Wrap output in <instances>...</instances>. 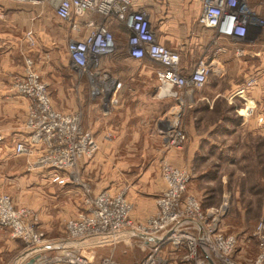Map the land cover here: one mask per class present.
I'll list each match as a JSON object with an SVG mask.
<instances>
[{
	"label": "built area",
	"instance_id": "built-area-1",
	"mask_svg": "<svg viewBox=\"0 0 264 264\" xmlns=\"http://www.w3.org/2000/svg\"><path fill=\"white\" fill-rule=\"evenodd\" d=\"M5 1L52 10L61 21L69 23L74 35L68 44L73 67L89 77L95 96L105 98L111 94L113 105L120 102V84L114 81L108 86V77L101 76L104 71L100 64L120 51L108 22L115 21L127 29L131 58L137 61L149 58L160 66L157 78L161 97L173 98L184 106L192 92L202 89L210 78L212 67L205 59L199 60L193 72L185 73L180 53L158 42L152 15L141 4L142 0H0ZM202 2L201 23L214 30L218 38L231 41L238 57H245L243 46L252 41L249 38L251 26L254 23L264 25V20L249 7L248 0ZM28 39L33 42L31 34ZM254 84L255 80H251L248 87ZM13 90L32 101L26 121V142L17 145L16 153L33 158L29 162L31 171L51 170L54 182L64 184L77 180L81 160L93 157L99 150L93 133L82 126V114H65L54 109L49 86L42 81L30 59L26 61L24 73L15 78ZM165 136L169 148L179 150L187 140L179 120L165 132ZM3 139L0 133V142ZM61 173H65V177ZM164 175L169 189L158 201L159 213L147 224L136 226L133 223L130 218L133 206L125 192L114 197L106 191L96 195L88 191L86 209L68 222L69 240L79 239L86 243L104 235L117 237L133 232L137 239L152 248V253L139 264H168L162 256L167 245L186 250L182 264H238L233 259L236 237L220 231V221L227 205L205 214L193 196L183 201L191 180L189 173L165 164ZM0 229L12 230L15 238L35 250L26 251L22 260L35 258L34 264H93L78 251L65 250L56 256L40 251L49 242L39 232V218L29 209H16L6 195H0ZM259 240L260 253L251 264H264V236L261 233ZM101 264L119 263L108 257Z\"/></svg>",
	"mask_w": 264,
	"mask_h": 264
},
{
	"label": "crops",
	"instance_id": "crops-1",
	"mask_svg": "<svg viewBox=\"0 0 264 264\" xmlns=\"http://www.w3.org/2000/svg\"><path fill=\"white\" fill-rule=\"evenodd\" d=\"M165 1L168 4L163 7V19L159 18L157 25L152 20L158 42L180 53L181 65L187 74L194 71L200 59H205L212 67L207 84L196 90L194 97L187 99V103L195 105V117L190 116L186 124L191 136V143L186 148L189 150V162L198 151L201 140V136L195 132L193 122L201 120L203 113L214 110V104L217 102L231 105L237 99L243 101L247 112L245 118L255 128L264 131V25L254 23L251 26L249 38L252 41L243 46L246 56L240 58L236 55L235 46L231 41L218 38L214 30L207 29L201 23L203 0ZM141 4L146 6L152 15L161 12L159 8L162 6L157 5V0H142ZM248 4L256 15L264 20V0H248ZM38 9L40 8L13 1L0 2V104L7 103L15 107V117L24 112L28 100L16 97L10 92L6 74L9 71H19L23 67V59L29 49L26 33L32 27L37 31L39 23L42 22ZM119 35L128 38V31L123 25H119ZM67 64L63 70L70 72L75 69L69 58L68 44ZM159 68L160 66L149 58L142 61L131 58L126 43V50L119 51V78L115 79L120 84L119 104L111 103V94L105 98L95 96L90 84V100L98 102L95 121L89 124L91 131L101 137H116L111 141L101 139L99 154L90 162L86 161L83 167L84 176L95 192L121 190L130 179L129 174H133V169L149 167L153 161L149 157L155 156V153L166 146L165 132L173 126V120L187 118L186 107L180 106L173 98H163L158 94ZM37 69L49 82L54 101L64 104L85 98L77 93V83L69 78L72 76L70 73H67L66 85L63 84V77L58 74V66L54 63L47 67L40 64ZM251 80H255V84L248 87ZM260 119H263L262 123L259 122ZM0 133L4 137L0 142V192L9 193L17 203L23 205L26 203L25 197L35 192L42 200L36 208H40L44 219L48 220L50 213L61 208V200L68 198L70 203L71 192L67 190L66 185L52 183L49 173L28 170L27 158L16 153L17 143L27 135L21 125L14 127L11 123L2 124ZM172 152L174 151L169 152L168 158L173 156ZM141 174V180L146 181L150 172L146 170ZM150 181L145 194L147 198L159 192L160 188L162 191L163 186L161 184L160 187L159 181L153 178ZM129 185V199L136 202L137 206L132 218L137 221L147 215L145 204H140L145 200L137 195V185ZM139 193L143 194L140 191ZM20 194L25 197H20ZM66 208L68 212L75 209L69 205ZM133 239L135 237H123L101 242L89 249H82L83 254L87 253V257L96 260L98 264L108 257L114 261L117 258L118 261L123 245H129ZM99 252L103 255L99 254L96 259ZM29 260L21 259L20 264Z\"/></svg>",
	"mask_w": 264,
	"mask_h": 264
},
{
	"label": "rangeland",
	"instance_id": "rangeland-1",
	"mask_svg": "<svg viewBox=\"0 0 264 264\" xmlns=\"http://www.w3.org/2000/svg\"><path fill=\"white\" fill-rule=\"evenodd\" d=\"M167 4L165 0H157V5L162 7H158L161 12L156 14L153 13V15L151 14L154 24L157 25L159 23V18L163 19V7ZM38 10L40 13L39 19L42 22L39 23L37 31L35 27H32L26 33V41L29 49L27 55L24 56L23 67L19 71H9L6 74L10 92L16 97L28 100L29 105L27 102V107L24 112H22L23 114L21 113L15 117L14 114L17 112L15 107L7 103L0 104V125L8 123L13 124L14 127L21 125L25 133H28L26 130V121L32 101L17 95L13 90V83L17 76L24 73L26 61L30 59L33 61L34 69L40 75L42 81L49 86V93L54 109L65 114L80 112L82 114L83 128L91 131L89 124L90 122L94 123L95 116L98 112V108L96 107L98 102L90 100L89 97L91 80L88 76L80 73L76 69H72L70 72L68 70H63V68L68 65L67 44H69L70 40L74 37L71 25L56 18L52 10H42L41 8ZM108 24L115 34L120 51L123 49L126 50L127 36L119 35V24L115 21L108 22ZM29 34H31L33 42L28 39ZM53 63L58 66V74L60 76L62 75L64 85L67 83V73L72 75L69 78H72L77 83V93L82 94V97H85V101L82 99V101L78 100L77 102L64 104H61L60 101H54L49 82L42 77L41 72L37 69L40 64L47 67L48 65H53ZM100 64L102 66V71H104L101 76L104 78L108 77V86H112L115 79L119 78V52L113 58L102 60ZM49 75H51V72ZM195 92L196 91L192 92L189 97H194ZM182 107L187 108L185 111H188L186 113L187 118L174 119L173 122L179 120L180 125L186 132L187 140L184 147L179 150L169 148L166 144L160 152L158 151L155 153V156L149 157V159H153L149 167H140L137 170L133 169V174H129L130 179L125 182L127 184L119 191L113 192L108 189L95 192L90 182L84 176L83 167L85 162H90L100 152L102 143L100 140L111 141L116 138L114 135L101 137L94 135V132L91 131L95 141L99 145V150L93 157L83 158L81 160L78 171L76 172L77 180H70L64 184L54 182L52 171L44 170V172L49 173V179L52 183L66 185V187H68L67 190L72 194V202L70 201L69 203L68 198L61 200V208L50 213V218H48V220L44 219L40 212V208H36V205L42 203V200L37 197L35 192L27 197L20 194V197H25L26 203L24 205L17 203L7 192H0V195L9 196L16 209H29L39 218V232H41L45 240L49 242L48 245L65 242L71 247L66 250L78 251L81 255H84L82 249H89L91 246L101 241L114 238L110 235H104L100 239L86 241L87 246L85 247L79 246V243H85L83 240H69L67 231L68 222L77 218L78 215L86 209L87 192L89 191L91 194L96 195L106 191L114 197L125 192L127 200L133 206L130 213V218L133 223L136 226L147 224L151 218L159 213L158 201L164 197L169 189L164 175V165L168 164L190 175L191 180L183 195V201L186 197L193 196L200 203L202 211L205 214H209L214 210L219 211L224 205H227L226 211L220 221V231L227 236L233 235L236 237L237 245L233 255V259L236 263L251 264L260 253L259 233L264 236V131L255 128V126L245 118L247 112L245 111L243 101L237 99L231 105H228L226 102H217L214 104V110L203 113L201 120L197 119L196 122H193L196 128L195 132L199 137L201 136V140H199L198 151L189 162V157L187 156L189 150L186 148L191 143V136L187 131L186 124L190 116H193V118L195 117V105L193 103H187L186 101L185 105ZM259 122L262 123L263 119H260ZM26 137L19 143H25ZM19 143H17V145ZM171 151H174L171 153L173 156L168 158L169 152ZM25 157L27 158V168L31 171L29 162L32 161L33 158H30L29 155ZM146 170L150 172V174L147 180L143 181L140 175ZM61 176L65 177V173H61ZM151 178L155 181H159L160 187L161 184H163V186L162 191L160 188L159 192L157 191L152 197L147 198L145 194L148 190L147 187L150 186ZM128 183H131L133 186L134 184L137 185L139 191L143 192V194H140L139 191H137V195L143 197L145 200L140 202V204H145L144 210L147 215L143 219L137 221H134L132 218V214L137 206L136 202H131L129 199L128 195L130 193L128 190H130V185ZM146 183L149 184L147 185ZM68 205L70 207L74 206V211L68 212L66 208ZM30 250L33 249H30L23 240L13 236L12 230L0 229V264H12L13 261L15 262L18 260L26 251L31 252ZM62 251L65 250L48 251V254L50 253L51 256H56ZM162 251V256L167 259L168 264H182L181 259L186 253V250L176 249L172 245H167ZM151 253V246L146 245L135 237L129 245H123L122 252H119V260L117 261L116 258L115 261L119 262V264H139ZM99 254L100 252L97 253L96 259ZM84 256L87 257V253ZM91 262L93 264H98L96 260H91Z\"/></svg>",
	"mask_w": 264,
	"mask_h": 264
},
{
	"label": "water",
	"instance_id": "water-1",
	"mask_svg": "<svg viewBox=\"0 0 264 264\" xmlns=\"http://www.w3.org/2000/svg\"><path fill=\"white\" fill-rule=\"evenodd\" d=\"M128 236L129 235H126V236H117V237L111 238V239L106 240V241H101V242L119 240V239H121L123 237H128ZM130 236L131 237H137V234L134 233L133 235H130ZM101 242H99V243H101ZM79 246L85 247V246H87V244L86 243H79ZM70 248L71 247L69 245H67V243H65V242L62 243L61 242V243H52V244L46 245V246L40 248L39 250L40 251H54V250H66V249H70ZM22 258H23V256L20 257L15 262V264H20ZM34 262H35V258L31 259L27 264H34Z\"/></svg>",
	"mask_w": 264,
	"mask_h": 264
},
{
	"label": "bare ground",
	"instance_id": "bare-ground-1",
	"mask_svg": "<svg viewBox=\"0 0 264 264\" xmlns=\"http://www.w3.org/2000/svg\"><path fill=\"white\" fill-rule=\"evenodd\" d=\"M133 234H134L133 232H129V233L122 234V235H120V236L129 235L128 238H131L130 235H133Z\"/></svg>",
	"mask_w": 264,
	"mask_h": 264
}]
</instances>
